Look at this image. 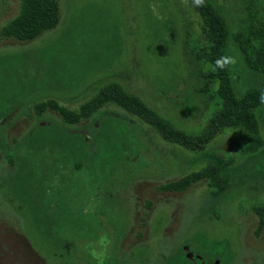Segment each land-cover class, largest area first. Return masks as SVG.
I'll return each instance as SVG.
<instances>
[{"label":"rangeland","instance_id":"obj_1","mask_svg":"<svg viewBox=\"0 0 264 264\" xmlns=\"http://www.w3.org/2000/svg\"><path fill=\"white\" fill-rule=\"evenodd\" d=\"M55 1L59 20L49 32L28 41L0 33V100L7 97L3 109L13 104L9 98L20 88L17 75L28 60L33 61L30 51L62 33L68 35L65 27L70 21L80 26L78 46L55 41L46 48L73 53L84 66L110 65L112 71L101 70L97 75L111 72L108 81L117 80L177 128L201 125L210 117L205 97L195 90L203 82L194 59L201 42L199 17L186 0ZM214 1L222 6L230 30L246 25L241 0ZM18 9L19 0H0V29ZM159 19L174 31L170 37L160 28L165 42L159 40ZM233 47L229 39L227 48L237 56ZM88 56L93 60L88 62ZM155 79L174 84L175 89L165 92L168 101L158 95ZM67 95L58 92L54 98L71 111L90 98V93L76 100L69 98L74 92ZM22 109L0 125V137L8 147L18 144L33 125L39 126L34 134L47 137L51 129L44 125L62 123L50 109L39 116L30 108ZM100 111L72 125L86 139V167L63 171L59 183L53 177L39 186L38 207L50 218L46 226L33 221L36 190L29 180L16 178L18 162L7 161L10 152H0V264H164L182 244L194 248L191 235L195 231L204 233L201 242L211 253H223L226 240L232 251L228 264H264V214L261 228L256 229L257 209L264 208V178L252 177L226 192L211 193L205 178L184 190H163L161 185L199 168L203 154L164 141L152 126L120 107L109 105ZM104 115L122 122L134 135L120 156L124 161L114 166L116 172L109 166L89 168L98 146L96 121ZM211 148L221 158L222 151L235 152L227 136L212 142ZM239 166L246 168L243 162ZM210 239L217 242L213 249Z\"/></svg>","mask_w":264,"mask_h":264},{"label":"trees","instance_id":"obj_2","mask_svg":"<svg viewBox=\"0 0 264 264\" xmlns=\"http://www.w3.org/2000/svg\"><path fill=\"white\" fill-rule=\"evenodd\" d=\"M186 1L199 17L201 42L194 59L203 82L195 90L205 97L211 109L210 117L201 125H181L177 128L168 117L165 118L158 110L150 108L140 98L125 91L117 80L108 81L111 72L110 75H97L101 70L112 71L113 67L110 65L93 66L88 63L84 66L73 53H63L61 48L56 51L46 48L55 41L59 45L77 47V33L81 30L73 22L68 21L66 24L65 32L68 35L64 36L62 33L55 40L30 51L33 61L28 60L24 70L17 75L20 77V88L15 91L16 96L13 94L9 98L13 104L10 108L3 109L1 104L7 101V97L0 100V125L3 120L13 118L20 109L26 107L32 109L35 116L50 109L58 114L62 123L44 125L51 129V135L47 137L34 134V128L38 125H33L14 147H8L0 137V152H10L7 161L15 159L18 162L16 178L29 180V184L36 190L32 201L34 223L46 226L50 221L46 210L38 207L41 199L39 186L44 181L50 183L53 177L59 183L63 171L86 167V139L72 125L79 119L100 114V109L109 105L120 107L144 124L152 126L164 141L187 152L203 154L199 168L161 185L163 190H184L191 183L205 178L211 193L226 192L252 177L264 178V101L261 100L264 96V0H241L242 10L246 13V25L237 26L233 30L229 29L225 13L220 10L222 6L214 0H204L200 7L193 0ZM58 20L57 1L19 0L17 14L1 27L0 33L4 37L28 41L54 29ZM158 22L159 40L165 42L167 39L160 28L166 30L170 37L174 35L173 28L165 26L164 19H159ZM229 39L234 42L233 48L237 56L227 48ZM222 56L234 58L235 63L224 69L216 68L215 61ZM89 57L91 56H88V62L93 60ZM75 65L76 71L73 72L72 66ZM155 80L157 85L153 83V86L158 95L168 101L165 92L175 89L174 84L172 81L168 85ZM58 92L64 97L74 92L69 97L71 100L79 99L86 93H90V98L77 111H71L56 103L54 95ZM96 125L98 146L88 167L93 170L109 166L116 172L114 166L117 162L124 161L120 156L126 152L128 139L134 135L122 122L110 115L99 118ZM112 126L117 129L111 130ZM222 136L230 139L235 152L229 155L222 151L221 158L214 155L211 143ZM242 162L245 163V169L239 166ZM54 192L60 195L58 188ZM257 211L259 217L256 229L259 230L263 223L264 208ZM201 235H204L202 231H195L191 235L194 248L182 244L173 255L166 258L164 264H228L232 259V251L227 241H224L223 253H211L201 242ZM205 237L204 241L207 242V236ZM214 241L217 243L210 239L209 248L213 249L216 245Z\"/></svg>","mask_w":264,"mask_h":264},{"label":"clouds","instance_id":"obj_3","mask_svg":"<svg viewBox=\"0 0 264 264\" xmlns=\"http://www.w3.org/2000/svg\"><path fill=\"white\" fill-rule=\"evenodd\" d=\"M193 3L200 7L203 6L204 0H193ZM235 59L232 57H220L215 61V67L218 69H224L226 66L234 64ZM261 100L264 101V96L261 97Z\"/></svg>","mask_w":264,"mask_h":264},{"label":"flooded vegetation","instance_id":"obj_4","mask_svg":"<svg viewBox=\"0 0 264 264\" xmlns=\"http://www.w3.org/2000/svg\"><path fill=\"white\" fill-rule=\"evenodd\" d=\"M186 250H187V247L186 246H183ZM188 251V250H187Z\"/></svg>","mask_w":264,"mask_h":264}]
</instances>
